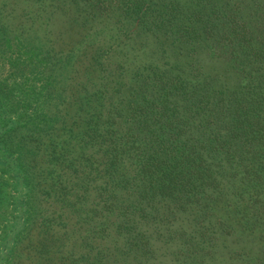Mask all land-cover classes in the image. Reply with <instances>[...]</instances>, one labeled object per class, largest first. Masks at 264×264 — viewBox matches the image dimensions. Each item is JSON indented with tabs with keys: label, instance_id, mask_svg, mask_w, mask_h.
<instances>
[{
	"label": "trees",
	"instance_id": "1",
	"mask_svg": "<svg viewBox=\"0 0 264 264\" xmlns=\"http://www.w3.org/2000/svg\"><path fill=\"white\" fill-rule=\"evenodd\" d=\"M15 179L13 264H264V0H0Z\"/></svg>",
	"mask_w": 264,
	"mask_h": 264
},
{
	"label": "rangeland",
	"instance_id": "2",
	"mask_svg": "<svg viewBox=\"0 0 264 264\" xmlns=\"http://www.w3.org/2000/svg\"><path fill=\"white\" fill-rule=\"evenodd\" d=\"M15 180L16 182H14L15 185L13 187L15 200L13 208L15 210L9 214L4 226L0 227V264H13V262L17 261V258H14V253L10 255L9 250L14 245V241L18 236L17 232L24 225L25 205L19 201L22 199L26 189L18 183L17 179Z\"/></svg>",
	"mask_w": 264,
	"mask_h": 264
}]
</instances>
